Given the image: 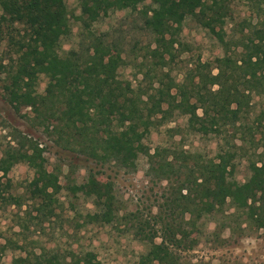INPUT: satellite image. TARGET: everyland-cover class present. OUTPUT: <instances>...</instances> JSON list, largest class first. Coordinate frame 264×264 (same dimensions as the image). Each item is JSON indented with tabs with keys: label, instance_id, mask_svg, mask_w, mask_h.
I'll use <instances>...</instances> for the list:
<instances>
[{
	"label": "trees",
	"instance_id": "1",
	"mask_svg": "<svg viewBox=\"0 0 264 264\" xmlns=\"http://www.w3.org/2000/svg\"><path fill=\"white\" fill-rule=\"evenodd\" d=\"M76 1V19L86 29L112 12L135 11L142 6L141 25L152 36L153 47H147L142 55L139 93L117 80L123 59L117 47L106 43V34L89 35L84 51L71 50L59 56L61 40L71 33L65 0H0L6 12L0 24L7 30L20 25L23 32L12 65L8 69L0 65L5 72V100L15 112L29 107L37 115L48 116L46 123L55 120L53 131L64 141L65 149L101 165L113 163L134 172L140 154L148 159L146 176L166 185L152 217L159 229H149L145 221L134 232L138 240L149 244L137 264H183L179 252L197 245L191 232L197 230L202 218L223 213L225 206L245 210L256 229H264V149L257 162L249 164L248 180L239 184L233 178L230 151H221L216 160L202 159L165 148L150 153L143 143L154 128L175 115L186 117L187 128L203 135L220 136L223 126L243 127L252 96L264 92V0H244L250 15L237 23L231 21L230 34L224 30L229 12L221 0H151L148 5L146 0ZM188 19L213 36L224 54L212 63L196 61L182 81L176 82L164 70L176 58L175 45L183 47L178 36ZM41 74L50 79L44 95L34 90ZM259 127L260 122L255 129ZM45 162L39 145L19 136L16 147L6 149L0 158V199L2 192L11 188L6 179L11 168L25 163L34 171L25 188L28 198L33 203L39 201L37 216L50 220L55 196L62 187L58 173L48 172ZM70 190L91 199L95 207L94 213L83 217V224L112 223L117 212L113 197L93 175ZM7 199L21 206L18 198ZM12 264L100 263L91 251L41 249L13 259Z\"/></svg>",
	"mask_w": 264,
	"mask_h": 264
},
{
	"label": "rangeland",
	"instance_id": "2",
	"mask_svg": "<svg viewBox=\"0 0 264 264\" xmlns=\"http://www.w3.org/2000/svg\"><path fill=\"white\" fill-rule=\"evenodd\" d=\"M150 1L146 0L144 4L148 5ZM221 1L229 12L224 30L230 34L231 21L237 23L248 18L250 10L244 0ZM65 4L71 33L61 40L59 56L63 57L71 50L84 51L89 35L106 34V43L117 47L123 59L117 69V80L122 86L129 84L138 94L137 89L142 84L139 65L145 49L153 42L152 36L141 25L142 6L135 11L112 12L86 29L76 19L79 16L77 1L65 0ZM5 13L0 4V17ZM21 29L22 26L14 25L12 30H7L0 24V65L7 69L17 57V42L23 37ZM178 40L183 47L175 45L176 58L164 70L169 71L176 82L182 81L196 61L212 63L224 54L216 39L192 19L182 25ZM49 80L47 75H39L35 93L44 95ZM4 84L5 72L0 68V158L6 149L16 147L19 136H26L43 150L46 170L58 173L62 188L52 205L54 215L50 220L43 219L37 216L35 209L39 201L29 200L25 189L33 179L34 171L25 163L11 168L6 178L10 180L11 188L2 192L0 199V264H12L13 259L31 251L39 253L41 249H56L61 253L91 251L100 264H137L149 244L138 240L134 232L137 225L145 221L149 223V229H159L152 217L157 214L166 183L156 184L146 176L148 159L142 154L138 157L137 169L129 172L113 163L101 165L65 149L64 141L53 131L57 122L49 119L46 123L48 116L37 115L29 107H21L15 112L5 100ZM198 114L201 115L200 110ZM241 125L240 130L237 126L221 127L220 136L203 135L187 128L186 117L175 115L154 128L143 143L150 153L156 148H165L170 152L198 155L202 159L216 160L221 151H230L233 178L243 184L250 177L249 164L257 162L264 149V92L252 96ZM89 175H93L113 197L117 212L110 224H83V217L94 213L95 207L91 199L81 193L73 194L70 187L83 184ZM8 196L18 198L21 206L12 203ZM190 237L197 240V245L190 251L179 252L183 264H264V229L257 230L245 210L235 211L231 206H225L223 213L202 218ZM155 242L159 243L160 238Z\"/></svg>",
	"mask_w": 264,
	"mask_h": 264
}]
</instances>
